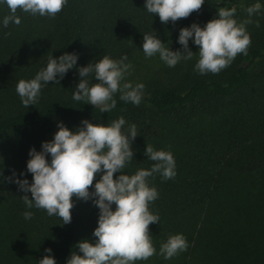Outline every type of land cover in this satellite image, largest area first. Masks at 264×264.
<instances>
[{
	"label": "trees",
	"instance_id": "obj_1",
	"mask_svg": "<svg viewBox=\"0 0 264 264\" xmlns=\"http://www.w3.org/2000/svg\"><path fill=\"white\" fill-rule=\"evenodd\" d=\"M255 2L204 0L191 13L200 21L213 18L220 7H231L234 18L247 19L244 9ZM259 3V14L252 16L256 21L245 25L250 37L246 52L227 67L200 75L194 70L195 56L173 67L152 56L157 76L140 82L141 102L125 103L117 92L116 107L100 113L72 99L79 80L76 66L122 54L126 62L141 63L142 35L152 29L165 47L168 42L169 48L178 46V29L189 25L191 13L162 24L144 10L143 0H67L51 17L17 9L20 24L0 27V264H37L45 247L56 264H64L71 251L79 254L77 241L94 239L98 209L90 201L73 196L70 222L61 224L43 209H26L20 196L30 194L4 177L12 169L19 176L29 147L39 150L41 141L51 139L56 121L72 130L82 119L108 123L118 117L125 120L122 130L129 124L137 129L126 174L153 163L144 155L145 145L169 151L175 161L172 178H148L158 193L148 205L158 216L157 223L148 225L156 251L133 264H264V0ZM7 13L0 5V17ZM62 52L76 53V66L58 84H45L36 103L22 106L17 80L31 78L49 54ZM24 175L31 180L26 170ZM24 211L32 217L25 220ZM176 233L185 237L187 248L166 260L159 246Z\"/></svg>",
	"mask_w": 264,
	"mask_h": 264
},
{
	"label": "clouds",
	"instance_id": "obj_2",
	"mask_svg": "<svg viewBox=\"0 0 264 264\" xmlns=\"http://www.w3.org/2000/svg\"><path fill=\"white\" fill-rule=\"evenodd\" d=\"M67 0H0L8 13L0 17V27L9 23L20 24L17 9L30 15L51 17L59 12ZM204 0H143V8L151 16L155 14L163 23H174L178 18H186L199 10ZM259 0L246 7L247 19L237 22L235 8L216 9L213 18L203 26L192 22L180 27L176 43L180 46L172 50L164 46L152 29L142 35L140 49L145 57L158 55L168 67L175 66L181 59L193 56L189 40L198 50L194 70L200 75L217 73L227 67L238 53H245L250 37L245 29L251 23L253 14H259ZM77 54L62 52L53 57L49 54L45 65L31 78L19 79L15 92L22 106L27 108L37 102L45 84L58 81L76 66ZM126 55L119 59L101 55L84 66H76L79 80L75 83L71 97L74 101H86L100 112H108L116 107L114 94L125 103L138 105L144 94L143 83L125 81L131 64ZM95 81V82H93ZM123 117L108 123H91L82 119L78 126L69 130L63 122L56 121V130L51 139L40 142L39 150L29 147L25 169L17 176L14 169L4 177L16 185L22 193L21 199L26 209H43L48 216H57L62 223L70 222L72 197L90 201L97 209L96 226L92 229L93 240L81 239L71 251L64 264H133L153 255V247L148 225L157 223L158 216L148 210L150 202L158 193L148 178L159 174L163 179L175 175V161L166 150H154L144 146L145 157L153 163L148 168H137L133 174L123 169L133 160L131 144L137 136L135 125L129 124L126 131ZM2 164V158H0ZM30 173L29 181L24 171ZM116 173L115 178L113 174ZM94 174L98 178L94 180ZM3 168L0 167V176ZM91 187V191L89 190ZM31 211H24L25 220L32 217ZM187 248L185 237L176 233L167 237L159 246L164 259L175 256ZM37 264H56L51 249L45 247Z\"/></svg>",
	"mask_w": 264,
	"mask_h": 264
},
{
	"label": "rangeland",
	"instance_id": "obj_3",
	"mask_svg": "<svg viewBox=\"0 0 264 264\" xmlns=\"http://www.w3.org/2000/svg\"><path fill=\"white\" fill-rule=\"evenodd\" d=\"M192 16H190V19H187L189 21V24L192 22L198 23L199 25L203 26V24L208 21L209 19H201L200 21L197 20V18L195 19V17L193 16V14L191 13ZM236 21L239 23L245 19L243 18H235ZM251 23L255 22L256 20H254L253 17H251ZM176 42V41H175ZM178 45V44H177ZM188 46H190V50L193 52V56L196 57V59H198V50H197V46L193 45L191 43V40H189V44ZM180 46H174L173 48L171 47L170 49L172 50H176L178 49ZM192 56V58H193ZM154 58H158V55H154ZM145 59L141 62V63H130L131 64V69L130 71L125 75L124 80L125 81H130L131 83H136V82H142V80H144L145 78L150 79L151 76H157V72H153L152 71L155 69V64H157V62H155V60H151L152 58L150 57H144ZM159 59V58H158ZM160 62H162L160 60ZM155 65V66H154ZM164 66V65H163Z\"/></svg>",
	"mask_w": 264,
	"mask_h": 264
}]
</instances>
